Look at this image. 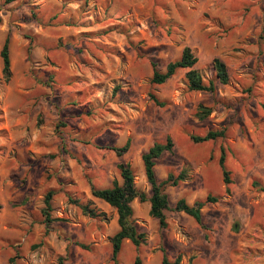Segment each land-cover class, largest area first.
<instances>
[{
    "label": "rangeland",
    "instance_id": "rangeland-1",
    "mask_svg": "<svg viewBox=\"0 0 264 264\" xmlns=\"http://www.w3.org/2000/svg\"><path fill=\"white\" fill-rule=\"evenodd\" d=\"M9 37L11 77L0 57V264H113L117 212L91 187L121 183L118 163L150 195L141 154L170 136L154 167L185 177L165 185L166 226L134 199L132 220L145 236L124 240L118 264H264V0H0V48ZM188 46L216 91H190L185 69L162 84L155 68ZM221 59L229 83L215 79ZM163 102L159 106L149 94ZM199 104L212 108L196 117ZM225 130L195 142L191 135ZM129 147L121 155L112 147ZM230 172L222 181L220 148ZM52 192L48 212L44 198ZM207 195L201 227L174 210ZM78 202L99 214L85 215ZM10 258L13 261L10 262Z\"/></svg>",
    "mask_w": 264,
    "mask_h": 264
},
{
    "label": "trees",
    "instance_id": "trees-1",
    "mask_svg": "<svg viewBox=\"0 0 264 264\" xmlns=\"http://www.w3.org/2000/svg\"><path fill=\"white\" fill-rule=\"evenodd\" d=\"M16 0H5L6 3H11ZM0 57L2 61V75L5 80H9L11 77V62L9 55V37H6L1 48ZM197 62V57L190 47L185 46L179 58L174 61L169 62L164 71H159L155 68L153 69L150 81L155 84L164 83L169 77L174 75L179 69H185V81L186 86L190 91L199 92H210L216 91V86L213 79H209L207 82L203 80V77L199 70L195 68V63ZM212 67L214 70L215 79L220 84L226 85L229 83V73L225 63L215 57L212 59ZM149 97L153 102L159 106H163L164 103L158 101L153 94H149ZM212 108L209 106H204L199 104L196 111V117L198 119H204L211 113ZM225 130H209L204 135H191L192 140L195 142L214 140L217 137H224ZM130 140L127 139L122 147H112L117 155H121L129 147ZM173 148V142L170 136H167L163 142L155 141L145 152L141 154V159L144 166V174L147 182L150 185V195L147 196L146 193L139 191L134 183V174L132 168L124 162L118 163L117 167L120 172L121 183L113 181V184L108 187H91V194L93 197L98 198L111 207L115 208L117 212V225L118 230L110 238L112 250L111 259L113 264H118V255L124 240H129L135 248H138L145 239L142 232L137 229L134 221L132 220L133 208L131 202L134 199L139 201H149V214L158 220L161 227L166 226V215L165 210L168 209V199L167 195L163 190L165 185H177L184 177V172H179L177 175L173 173H168L166 178L158 181L155 175V164L156 160L162 155L163 152H170ZM219 165L222 172V181L226 186V192L229 193L228 185L231 183L230 172L227 169L225 163V150L223 147L220 148ZM264 191V187H261ZM52 192H48L44 198V207L42 209L45 216V221H49L48 212L51 209ZM218 200L215 196L207 195L204 200H196L192 204H189L185 199L180 198L177 200L174 206V210L181 211L191 216L197 224L204 227L202 223V213L201 209L207 202H216ZM72 202L77 203L79 208L85 215L90 217H97L99 214L96 212L94 207L90 206V202H78L72 200ZM13 258H10V262ZM132 264H141V259L138 255L135 256ZM161 264H180L179 258L170 260L166 254L162 255Z\"/></svg>",
    "mask_w": 264,
    "mask_h": 264
}]
</instances>
